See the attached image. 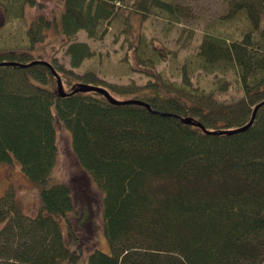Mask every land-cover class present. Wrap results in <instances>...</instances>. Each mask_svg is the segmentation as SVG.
Wrapping results in <instances>:
<instances>
[{"label":"trees","instance_id":"16d2710c","mask_svg":"<svg viewBox=\"0 0 264 264\" xmlns=\"http://www.w3.org/2000/svg\"><path fill=\"white\" fill-rule=\"evenodd\" d=\"M21 1L35 2L15 0ZM63 4L58 22L38 15L29 23L30 51L0 52V62L47 61L32 51L58 24L70 56L69 68L47 61L65 96L58 93L47 65L0 66V164L16 163L39 187V206L32 216L12 191L0 197V264H78L85 253L86 264H264V104L247 130L221 133L246 124L264 100V18L257 7H264V0L232 4L223 20L236 22L242 16L245 25L234 24L233 32H205L179 68L177 85L156 70L160 48L136 39L131 21V15L187 16L175 0ZM126 7L121 34L129 38L126 47L137 70L148 77L135 99L151 110L111 104L98 92H72L81 83L101 82L92 72L74 70L93 54L77 40L78 32L104 39L107 26ZM196 71L213 80L193 85ZM229 73L237 76L241 95L231 104L214 106L211 100L227 88ZM185 117L215 133L181 122ZM56 122L69 131L71 154L80 168L67 182H55L52 175L58 160ZM89 183L100 193L108 253L96 247L92 236L81 240L72 232L71 219L83 210L92 213L88 201L86 209L78 210L80 192H88ZM62 219L73 247L63 236Z\"/></svg>","mask_w":264,"mask_h":264},{"label":"rangeland","instance_id":"374dc122","mask_svg":"<svg viewBox=\"0 0 264 264\" xmlns=\"http://www.w3.org/2000/svg\"><path fill=\"white\" fill-rule=\"evenodd\" d=\"M239 1L241 0H175L185 8L187 16L182 15L178 20H171L157 15L145 19H140L139 15H131L132 25L135 29L134 36L136 39L145 38L160 48L159 51L162 55L155 68L164 75L170 84L177 85L180 80L179 68L188 60V56L196 51L205 32H225L224 29L227 32H233L234 24L239 28L245 25V23L243 25L241 23L244 22L242 16L238 17L241 21L223 20L224 14L231 9L232 4ZM63 7V0H35L32 4L22 1L16 3L15 0H0V52L30 51V42L26 34L29 23L38 15H43L50 20L56 18L58 22ZM257 7L264 18V7ZM126 14H129L127 7L118 12L117 17L107 26L108 34L102 40L90 39L83 30H80L77 36L78 41L86 42L89 45L93 54L85 58L81 66L74 69L75 72L79 74L94 73L101 80V82H97V85L107 89L116 99L135 98L144 89V84L148 80L145 74L137 70L131 51L130 54L127 51L126 43L129 38L121 34ZM58 28V24L57 26L52 25L47 40L43 44L37 45L40 49L33 50L32 55L42 57L51 63L56 60L58 65L69 68L70 56L65 50L67 45L63 44L64 40L58 33ZM226 77L229 84L225 90L215 92L211 100L214 106L231 104V102L237 101L241 95L236 89L235 78L237 76L234 73H229ZM191 80L193 85L207 86L213 80V76L196 71ZM121 89L128 90L122 91ZM190 100H198L202 103L205 101L203 98L195 97H191ZM56 130L58 160L52 175L55 182H67L72 173H79L80 168L71 154L69 131L58 122H56ZM89 184L91 191L80 192L81 196H79L83 198L78 203V210L85 206L88 207L86 205L88 201L93 206L92 213L90 210H83L78 216H75V220L71 219L72 232L75 237L81 240L87 235L92 236L96 247L108 253L109 247L101 224L100 193L92 183ZM8 191H12L13 198L17 200V204L26 214L32 216L37 212L39 187L22 174L16 163L13 165L0 164V197H3ZM60 224L65 240L70 242V247H73L65 221L62 219ZM86 257L85 253L83 262L78 264H86Z\"/></svg>","mask_w":264,"mask_h":264},{"label":"water","instance_id":"95a60500","mask_svg":"<svg viewBox=\"0 0 264 264\" xmlns=\"http://www.w3.org/2000/svg\"><path fill=\"white\" fill-rule=\"evenodd\" d=\"M36 63L47 65L52 70L54 76H56V79H57V90H58V93L61 96L67 95V93L63 89L62 81H61L60 77L58 76L57 72L52 68V65L50 63H48V62H46L44 60H33V61H31V62H29L27 64H18V63H15V62H4L3 61V62H0V66H2V65H21L22 67H26L28 65L36 64ZM77 91H79V92H98V93L102 94L103 96H105L106 99L111 104H137V105L144 106L147 109L151 110L150 105L148 103L142 101V100L135 99V98H129V99H125V100H118V99L114 98L107 91V89H105L103 87H100V86L81 83L72 92H77ZM263 104H264V100H262L261 102L257 103L254 106V108L252 110V113H251V116H250V119H249V121L246 124H244L242 126H239V127H236V128H233V129L222 130L221 133L232 134V133H237V132H242V131L247 130L251 126V124L253 123L258 108L261 105H263ZM152 111L155 112V113H159V114L171 115V114H167V113H163V112H159V111L158 112L154 111V110H152ZM180 120H181V122H183L185 124L195 125V126L201 128L206 133H215L213 131L207 130L200 122H195L190 117L180 118Z\"/></svg>","mask_w":264,"mask_h":264}]
</instances>
